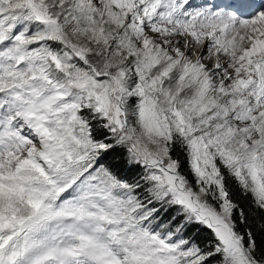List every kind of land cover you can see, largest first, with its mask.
<instances>
[{
  "label": "snow or ice",
  "instance_id": "1",
  "mask_svg": "<svg viewBox=\"0 0 264 264\" xmlns=\"http://www.w3.org/2000/svg\"><path fill=\"white\" fill-rule=\"evenodd\" d=\"M0 264H264V0H0Z\"/></svg>",
  "mask_w": 264,
  "mask_h": 264
}]
</instances>
